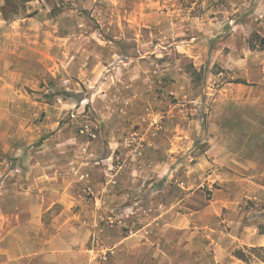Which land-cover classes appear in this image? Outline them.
Segmentation results:
<instances>
[{"label":"rangeland","instance_id":"1","mask_svg":"<svg viewBox=\"0 0 264 264\" xmlns=\"http://www.w3.org/2000/svg\"><path fill=\"white\" fill-rule=\"evenodd\" d=\"M11 1L0 202L44 205L64 264H264V183L230 167L264 166V120L226 98L264 99V0Z\"/></svg>","mask_w":264,"mask_h":264},{"label":"crops","instance_id":"2","mask_svg":"<svg viewBox=\"0 0 264 264\" xmlns=\"http://www.w3.org/2000/svg\"><path fill=\"white\" fill-rule=\"evenodd\" d=\"M259 91L263 92L264 88H259ZM236 92V95L226 97L229 104L238 105V109L244 107L248 113L257 115L254 119L264 120V99L256 97L258 89L239 85ZM258 154L259 152H254L252 162H245V166L238 162L230 165L235 172L244 175L243 180L246 181V185L260 186L264 183V175L259 178L256 176L264 173V166L255 159ZM235 176L239 179V175ZM4 195L8 197L7 194ZM43 210L44 205L32 206L28 210L21 208L14 210L8 204L0 202V264H44L45 261L48 264H64L61 258H69L71 261L70 258L76 256L77 240L75 237L63 250L53 247L54 239L44 242L45 236L41 234L45 230ZM49 245L50 247L47 248ZM83 262L94 264L92 257L88 260L84 259Z\"/></svg>","mask_w":264,"mask_h":264},{"label":"trees","instance_id":"3","mask_svg":"<svg viewBox=\"0 0 264 264\" xmlns=\"http://www.w3.org/2000/svg\"><path fill=\"white\" fill-rule=\"evenodd\" d=\"M29 2L32 1V0H28ZM9 2H12L11 0H6V4L9 6ZM4 12V15H5V10L3 11Z\"/></svg>","mask_w":264,"mask_h":264}]
</instances>
